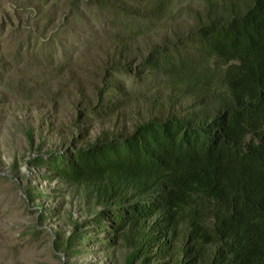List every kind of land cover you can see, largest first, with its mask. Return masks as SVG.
Segmentation results:
<instances>
[{
  "label": "trees",
  "instance_id": "obj_1",
  "mask_svg": "<svg viewBox=\"0 0 264 264\" xmlns=\"http://www.w3.org/2000/svg\"><path fill=\"white\" fill-rule=\"evenodd\" d=\"M198 1L182 8L191 23L173 31L183 0L33 8L47 28L63 10L58 27L81 9L101 22L94 50L81 57H93L90 92L77 78L79 53H57L60 32L39 50L42 95L56 113L77 100L61 128L81 145L28 164L79 198L103 242L126 251L124 264H264V0ZM83 239L58 232L53 248Z\"/></svg>",
  "mask_w": 264,
  "mask_h": 264
},
{
  "label": "rangeland",
  "instance_id": "obj_2",
  "mask_svg": "<svg viewBox=\"0 0 264 264\" xmlns=\"http://www.w3.org/2000/svg\"><path fill=\"white\" fill-rule=\"evenodd\" d=\"M198 4V0H183L182 5H177L172 17L179 21L169 29L186 28L191 22L182 8H196ZM36 6L38 0H0V264H124L126 251L103 242L108 241V235L90 223L93 216L78 204L79 198L56 181L44 179L43 168L28 164L37 156L46 157L53 151L67 154L72 147L81 145L80 141L72 142L65 135L68 131L61 128L72 121L77 100L63 102L61 110L58 104L56 113L50 96L44 97L45 88H39L44 84L40 79L43 70L39 50L60 32L54 43L57 53L67 54V58L79 53L74 56L79 60L75 59L77 78L85 81L82 86L90 92L92 78L87 72L92 70L93 57H81L87 50H94L96 32L102 30L101 22L88 9L84 16L81 9L73 23L58 27L63 10L47 28L46 21H41L33 9ZM35 87L41 91L31 93ZM100 128L96 126L95 132ZM31 130L33 149L28 144ZM14 164L19 171L10 169ZM30 189L41 191L44 197H36ZM74 230L83 236L82 241L69 251L65 246L53 248L58 232L68 236Z\"/></svg>",
  "mask_w": 264,
  "mask_h": 264
}]
</instances>
